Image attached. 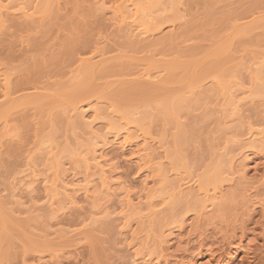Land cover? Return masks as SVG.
Wrapping results in <instances>:
<instances>
[{"label":"rangeland","instance_id":"1","mask_svg":"<svg viewBox=\"0 0 264 264\" xmlns=\"http://www.w3.org/2000/svg\"><path fill=\"white\" fill-rule=\"evenodd\" d=\"M94 1L95 0H56V3L55 2L53 3L54 7L52 6V10L53 8H55V10H53V12L51 11V13L47 14V16L43 15L41 18L37 15H34L31 18H21L20 16H18V13L17 14L14 13L13 15L6 16L8 18L4 17L5 23L3 20L4 24L0 26L1 27L0 28L1 30L0 31V75L3 74L11 75L8 77H10L9 79H11L14 82V83L12 82L14 84L13 85L14 88L13 86H10V89L13 90L14 93V95L12 94L13 95L12 99L16 98L17 100L19 99V97L21 98V96L25 97L27 95H35L37 93H42L44 91V93L46 94L49 92L46 95L47 97L49 95V98L51 97V99L55 100L56 99L55 96L54 98H52L54 94L53 95L51 94L54 92L50 90V87L52 88L53 85L57 87L56 85L57 83L63 85L64 88H67L68 85L70 87L72 86L74 87L75 85L78 86L79 82H80L79 85H81V83L83 82L82 78H84L83 74L85 75L86 72H84V68H83L84 63L80 62V60L84 61L85 59H88L91 55L93 56L97 55L98 50H101L99 51V53L100 52L103 53L101 57H98L99 59L96 58L98 62L101 63L99 65L98 62L96 63L98 65V70L95 71H98V73L95 72L94 74L92 72L95 75V76L93 75V77H91L92 76L91 73L90 75L88 74L87 75L90 76L89 78L91 79L93 78L92 79L93 81L98 76L102 77L106 75L107 79L105 80L107 83L104 82L105 81L104 79H101L104 81H99L100 83L96 81L97 79L95 80L98 84H101V82L103 84L104 82V86H107V84L111 82L112 84L115 83L117 87L121 84H123L124 87L125 86L129 87L130 84L132 87H134L136 81L147 82L146 78L139 79L140 75L138 73H140L142 69L146 70L147 66L148 68L150 66L151 69L150 73L155 74L154 71H157L155 67H157L158 65V69H160L161 66L163 67L164 65L163 63L167 62L165 61L167 59H169V63L173 62L174 60V61H178L179 65L183 64L182 66H184V64H187L188 62L190 63V61L191 64H193L192 61L194 60H196V63L197 64L199 63V65L204 64V62H206V60L204 59L207 58V59H212L214 61L213 63L215 64L223 62L222 64L223 67L221 66L220 68L221 70H224L223 73L219 69L220 73H222L221 75H223L224 72H226L225 76L226 74L229 73L227 76L228 78L231 77L229 80L236 77L235 79L238 80V82H240L239 83L240 85L238 84V88L240 87L247 88L250 91V93L253 92L254 94L255 92H257L258 89L255 87L257 86L256 84L258 82L257 81L253 82L254 78L252 76L255 75V69H256L255 67H257L254 65L255 61L257 62L256 57L257 59L264 58V26L258 27L257 25H255V22L257 23L258 21L259 24L262 20L264 21V0H216V1L189 0L190 2L189 1L186 2L185 3L186 5L184 4L183 5L184 7H182V9L177 10L178 12L175 13L172 12L174 15L177 13L176 15H178V17L175 15V19L173 21V27H171V29H170V25H171L170 23L172 22L174 15L169 14L167 11L166 12L167 15L165 14L166 17L163 16L165 12L163 13V15H161L160 13L161 16L160 17L158 13L156 15V23L161 29L160 33L152 34V36H149L145 40L141 39V42H139L140 39L138 40L132 39L133 41H131L135 44L138 43L140 45L141 44L146 45L145 44L146 41L147 44L148 42L155 43L157 41H160V43H162L163 42L162 39H165L168 35L169 37H167L165 40L169 39L170 42H168V40L164 41L162 46L157 44L158 45L157 47H155L156 46L155 44L154 48L152 49L151 47L153 46L149 48L148 47L145 48V46L143 45V48L145 49L141 48V50H138L140 48L138 47L136 51L134 50V48L132 49V47L131 48L129 47L135 44L131 43L130 40H128V38L125 35V30L123 29V27H117V28L116 26L114 27L113 23L111 22L112 20L110 18L111 17L110 14L108 15L107 14L108 12L104 13L105 11L102 12L99 6L95 5ZM104 2L106 3V6L107 5L110 6L107 0L106 1L104 0ZM169 12L171 13V11ZM168 14L170 16H168ZM171 15L173 18H171ZM157 17L158 18L160 17L159 18L160 20L158 19L157 21ZM212 17L214 18L215 22L212 21L213 20ZM253 26H255L256 28L258 27L257 30L252 28ZM222 27L223 29H221ZM244 27L246 29H244ZM234 28H236L235 29L236 32L237 29L238 31L239 29H241L240 31L242 32V34H240L241 32L239 31V34L237 32L236 34L237 36L235 37L233 34V32L235 33ZM252 29L254 32L252 31ZM218 30L221 32H219ZM246 30L247 31L251 30V32L248 33ZM212 32L213 34L211 36ZM231 33L233 34V36ZM216 35L218 37H213ZM233 37L234 39H232ZM170 38H173V40L171 41ZM217 40L221 41L222 44L220 42H216ZM229 40L231 41L230 44L231 49L230 48L227 49L230 50L231 54L228 53L229 50L228 52L221 51L222 49L223 50L226 49ZM242 41L246 43H242ZM128 43L129 44L131 43L132 45H129ZM217 44H221L222 47L219 46L221 50H219ZM223 45L226 47H224ZM230 45L228 46L230 47ZM212 46H215L214 50ZM216 47L220 52H223L224 54L222 53L221 55L220 53H218L217 49H215ZM129 49L134 50L135 52ZM211 49L213 50V52L216 50L217 52L216 54L221 55L220 58L221 62L218 61L220 55L213 56L211 55V52L209 53L210 55L208 54L209 51H212ZM190 50H192L191 53ZM192 52H194L193 54L195 53L199 54V56L195 54L196 58H194L193 57L194 55L192 56ZM206 54L209 56L207 57ZM226 54L228 55L230 54L236 57L232 56L231 57L232 59H230L229 56L226 57ZM188 55H190L192 58L190 57L191 58L190 61L187 62L186 60H189L186 59L189 58ZM202 55H204L205 58L204 56L202 57ZM212 56L213 58H210ZM223 56L226 58H224ZM262 56L263 58H261ZM126 58L131 63V66L133 64L131 69L125 68L127 67L126 65H130V63L126 60ZM130 58L131 59L135 58V59H133L132 62ZM198 59L200 61L204 60L203 63H201L202 61L198 62ZM161 60H163L164 62H162ZM185 61L186 63H183ZM78 62L80 63V65ZM208 62L210 61L208 60L207 63L205 64L206 65L212 64L211 63L212 61L210 63ZM109 63L111 65L120 67V69L122 66L125 65V67H123V69H121L120 71H123L124 68L126 71L124 70L123 72H120L118 71L119 69L117 67L115 69L118 70L115 71V69L112 68L113 66H111ZM104 64L106 66L110 65V67L108 68L104 67L105 70H103ZM138 64H140V66ZM174 64H178V63L175 62ZM206 65H201V66H206ZM228 66L234 69L235 72H232L233 75L230 73V71H228L227 73V70H229ZM227 67L228 69L225 70V68ZM99 68L100 69L103 68L102 71ZM110 68L111 70L114 69V72L110 71L109 70ZM99 70L101 71V73L99 72ZM216 72L218 71H215V73L212 72V74L210 73L209 75L211 76L209 79H208L209 76L208 75L205 78L206 80L200 81V83L201 82L204 83L206 81L205 84L201 83L200 85L199 83L197 85L198 87H201L202 85L203 86L206 85L204 87L202 86L201 89H199L200 91L197 90V92H199V94L201 95L200 97L199 95H197L198 98L195 95L198 102L196 98L192 95L195 99L193 101L195 105H193L192 102V105L190 104L188 108H186L187 106L182 107L185 110L180 108L181 113L179 110L177 113L178 119L177 117L176 119L177 121L179 120L178 124L180 123L179 125L180 126L182 125L181 129L182 128L184 129V131L181 130L182 131L181 133L182 135L184 134L183 137L184 140L186 141L185 143L186 145L184 144V147L186 146L185 147L186 150L183 149L185 156H183L182 154V158H181L182 163L181 162L180 163L183 166L184 170L185 169L189 170V171L187 170L188 172L187 171L183 172L184 174H182V176L185 179V180L183 179L184 183L188 182V184L186 183L187 185L185 186L183 185L184 187L182 188L185 189V190L183 189L184 195L179 194L180 197H178V199L179 198L180 199L179 200L176 199L178 200V202L175 200L176 202L174 201L172 204L170 203L167 204L169 206L163 204L165 206L164 207L158 200L156 199H155L156 201L154 200V203L156 204V205L154 204V206L155 209H157V211L161 208L160 211L162 212V210L165 209L166 206L168 209H170L171 206L173 207L172 210L170 209V212L168 209H167L168 211L167 210L163 211L164 212L162 213L163 215L160 214V211H158L159 212L158 215L164 216L166 215L165 213L168 214L169 212L170 216L172 217L173 215L171 214H173L172 212L174 211L175 215L184 216V218L182 216H180V218L179 217L177 218L176 216L175 218H177V220L175 219L176 221L171 222L174 220L173 219L175 216L174 215L172 218L173 220H170V223H168L170 225L172 223L174 224H172L171 226L167 225L170 228H167L166 225H163L164 228L166 227L165 230L167 229L166 232L164 228H161L158 224L157 225L159 227H157L155 225V222L153 221L151 224L154 223L153 224L155 225L154 227L157 228L155 229L153 225H151V228H147L146 225L150 222L149 221L150 219L148 217H145V213L143 214V211L141 213H138L137 211H133L134 213L133 212L131 213L130 211H128V213H126L125 215L126 217H124V219H121L119 215L121 214L120 211L121 209L119 207L120 203L118 201L122 199L123 190L120 193L121 190H119V188L118 189L115 188L116 186H114V189L112 191L110 188V191L112 193L110 195L108 191L106 194V191L102 189L100 190V186L98 184H96L95 182L92 183V185L96 184L93 185V187H95L96 189L95 188L91 189L92 191L96 192V193L93 192V195L95 197L94 199L96 200L97 197L98 198L100 197V199H97V202H100L99 204L100 206L97 205V208L102 207L100 210L102 209L104 210V211L102 210L103 214L99 213L96 216H94V221H96V219L98 218L96 222H92L88 219L90 215L89 211L90 210L92 211V206L90 204L93 205V203H91V200L89 201V199L87 200L82 196H79L78 198L75 199L77 200L75 201L77 202L76 204H78V205L75 204L74 205L75 207L73 205L70 206L68 204H66L65 206V199L62 196L60 198L59 197L56 198V199L59 198V200L58 202L55 201L56 203H54V205L52 204L53 206L49 205L50 201L46 200L44 195V190L42 185L40 184V181L46 177L47 178L53 177L54 160L51 157L54 156L55 153L56 155L58 154L59 156H61V158L59 159V156L57 155L58 159L60 160V161L58 160L60 164L62 165L61 162H63V164H67L63 167V169L65 170L64 172L68 173L69 176L70 174L71 175L76 174L77 175L76 178L80 179L81 176L85 173V165L84 163H79L81 161L79 159V156L77 155L79 153L77 151L81 150L80 146L84 147V144L82 145V143H84L87 138H85L86 136H84L82 133L84 131L82 130L80 131V129L79 130L73 129L75 130L73 131L70 126H67L69 125L67 124L69 120L66 119L67 116L64 115L65 114L63 113L64 111H61L66 106L59 107L57 104H55L59 108L57 106H53L54 108L49 109L52 110L51 111L52 114H50L51 112H49V110L45 108V106L42 109L40 105V108L42 109L41 110L40 108H38V106L34 107L33 105H29V104L19 108L16 111H12L11 115H9L6 118V123H3L4 125H1L2 122L0 123V134L2 135V132H4V136L6 135L5 137H3L4 139L2 138L3 139L1 141L2 144H0V199L3 200L5 204L7 203L6 204L7 207H5L3 212L1 213L3 224L0 225V229L2 230V236L0 238V264H133V262L134 264H154L156 262L158 264H175L174 262L175 260L186 262L187 260H189V258L191 259V263L193 262L192 264H223L220 263L219 260L220 258L221 260L224 258L226 261H228V259L230 261L231 258L232 264H264V149H261L259 148V146L257 147L256 145L254 146L253 144L252 145L248 144V146H246V148L238 156V157L241 156L240 158H243L245 155L248 156L247 157L248 159L246 161L248 163V164L246 163L248 178L251 177L252 180L254 176L255 177L254 179H256L255 182L253 180L248 184H240L241 186L239 185V183H237V181L236 183L234 182V184H232L233 182H227L229 184L226 185L225 183H223V185H220L219 187L216 188L217 190L219 189L220 191V192L218 191L219 194L216 189L214 190V192H216V194H218L219 196V197L217 196L218 197L217 201L215 200V205L219 207L215 206L216 211L212 213V216L211 214L201 215V216L199 215L200 217L198 215L195 216V212L197 210H200L201 207L199 208H194V207L201 206L200 204L203 203L202 198L200 196L201 193L200 192H199L200 194L196 193V191L193 190V188L196 189V186L199 187V185L201 184V180H199L201 179L200 176L203 177L205 172L206 174L210 173L209 172L210 168L214 167L215 164H216L215 167L211 168V170L213 169L215 170V168L216 170H221V171L224 170L226 171V169L228 170V165L227 164L225 165L226 163L225 156L223 157L218 155L222 154L227 156L228 154L227 157H229V155L232 154V152L230 154V150L234 147L232 144H235L237 139L239 140L241 138L240 136H242L243 139L245 138L247 133L246 129L250 128L251 130H253V132H256V130L257 131L264 130V102H263L264 94L262 98L261 92H260L261 96L260 93H258L259 97L257 98V100H255L256 99L255 98L250 103V105H246L245 107H243L244 114H242V117L238 119H234V121L231 120L227 122L228 124L226 122L224 123L222 122L221 120L222 117H220L221 115L217 113V111L215 110V103L213 104V102H210V100H212V98L210 99V96H212L214 98H217V100L215 101L218 103L220 92L219 89L216 88V85L214 86L215 83L214 79L219 78V77L216 78V75H214L216 74ZM187 76L185 78L188 81L190 79L189 76H191L190 73L189 76L188 77ZM166 77L167 76H165V78ZM211 77H213L214 79H212ZM159 79L160 76L158 80L156 79L154 80V82L156 81V83L158 84ZM186 79H184L185 82H187ZM210 79L214 80L213 83L211 82ZM235 79L232 80L236 81ZM252 82L255 84H252ZM184 83L183 85H185ZM15 84L17 85V87ZM112 84H110L109 86L111 91H114L115 90L114 88L117 87L116 86L114 87V85ZM126 84L129 85L127 86ZM111 85L114 88L113 87L111 88ZM183 85L182 84L180 85L181 88ZM253 85L255 86L254 89H256L255 92L254 89L252 91L250 89L252 88ZM104 86L102 85L101 88L103 89V92L102 89H100L101 93L99 95L106 100V98L110 96L109 95L110 90L108 89L109 88L108 86L107 88H105ZM172 86L174 87L175 84H173ZM176 86H175L176 88L174 89L178 88V85ZM48 89L49 91H47ZM168 89H172V87L170 88L169 86ZM107 92L109 94H107ZM0 93H2L1 86H0ZM104 93L107 94L106 98L104 96L105 95ZM0 96H1L0 106L4 104L3 106L5 108V106H7L5 104L6 101L2 95ZM206 96L210 100L204 98ZM49 98H47V100L51 101ZM92 98L86 100L88 101L91 100V102H93L94 97ZM104 99L101 100L103 101V103L100 102L99 106H94L95 104L94 103L92 104V107L99 108L101 106L103 109L106 106L105 104L111 105V102L107 100H106L107 103H104L105 102ZM108 100L110 99L108 98ZM55 101L56 103L58 102V100ZM144 101L145 104L143 103V105L145 107L143 106V108L141 107L142 106L141 101H139L140 103L136 101L132 102L133 104L138 103L139 106L141 104L140 107L137 104L136 106L137 108H135L134 105H131L133 106L132 110L137 109L138 111L136 110V112H138L137 115L139 117L147 116L145 117L146 119H148L147 122L149 121L148 122L149 125L147 127L150 128L148 130L151 131L149 133L150 134L152 133V136L151 135L150 136L154 140L158 141V137L159 139L160 138L165 139L167 143L164 141L166 143L164 150L166 149L167 150L166 152L164 151V154H166L168 150L171 151L173 149L172 138L175 132H177V130L174 129V127L171 124H166L167 122L164 119L165 117L162 116L163 114H161L160 112L161 110L156 105L152 104L159 109L158 110L159 112L156 110L157 108L149 105L151 103L148 102L149 103L148 104L146 100ZM101 103L104 104V106L100 105ZM261 104L263 105V107L261 106ZM112 105L114 106V104ZM190 106L192 107L191 109ZM44 108L48 111L45 112L46 110ZM55 108L58 109L59 112L58 110L56 111ZM139 109L142 112L140 113L141 116L139 114L140 112ZM209 109H211V111ZM212 110H214L215 112H213ZM60 111L62 113H60ZM107 112H109V109L107 110ZM103 115L102 117L105 116ZM50 118L52 119L50 120ZM163 121L166 123H163ZM118 122L120 121H117V123ZM121 123H119V126H121ZM249 124L253 128H251ZM246 125L247 126L249 125L248 128L246 127ZM103 126H106L104 122L98 121L95 125V128L97 131L99 130L101 133L104 130H105L104 133L108 132L109 127H106L107 128L106 129ZM159 134L160 135L164 134L165 137H162L163 135H161L160 137ZM45 136L48 137L51 136L50 139L52 138L51 142L53 143L50 142L51 144L49 146L50 148L51 146H54L51 148L50 151L51 153L49 154L46 153L48 150L45 152V149L47 147L43 148L39 144L41 143V141H44L41 140L42 137H43L42 139L44 138L45 140L47 139V137ZM167 137H169L168 140ZM38 140L41 141L38 142ZM233 141L234 143H232ZM209 144L212 148L208 146ZM78 146L80 148H78ZM131 148L134 147L132 146ZM40 150H42V152H40ZM130 150H125L124 152H122L119 151V149L114 146L111 149L107 150L106 154L108 153L107 156L108 158H110L108 164L112 168V172L116 170L111 175V177L113 178V176L115 175L114 176L115 181L123 182V183L125 182V184L129 185L130 190L134 195L133 197L136 198L137 196H140V194H142L141 182L143 181V179L148 178L147 181H149L150 177H152L153 174H151L152 172L149 173V170L147 171L148 165L146 164L144 165L142 164L140 166L138 165L139 163L134 160V158L132 157L133 154L131 153ZM151 150L153 154L160 152V150L158 151L156 144L152 146ZM212 150L214 151V154H210L213 153ZM215 158H217L218 160H220L221 158L223 159L217 162L216 161L217 159ZM158 161H160L159 163H162V161L165 162V159L161 158ZM220 162L222 163V165ZM209 165H211V167L208 169ZM220 165H221L220 167L221 169H219ZM223 165H225V168ZM216 166L218 167V169ZM67 170L68 172H66ZM30 171H32L36 175V178L38 179L37 182L33 184L34 186L32 185V187H28L29 178L27 179V177L25 176L28 175V172ZM202 172H204L203 175ZM148 173L150 174V177ZM155 175L153 176L154 179H155ZM184 175L188 176L187 179L186 176ZM24 178L26 181H24ZM76 178L74 179L78 181V179ZM180 182L183 181L181 180ZM251 183L254 184L251 185ZM233 185L235 191L234 188H232ZM238 185L240 188L237 187ZM111 187L113 188V186ZM187 187L188 189H186ZM28 188H31L33 190L30 191V189ZM168 188L169 187H167V189ZM154 189L156 190L158 188L156 187ZM12 190L14 192H18L17 193L18 197L14 200L12 198H8ZM188 190L189 192H187ZM196 190L198 192L199 188H197ZM245 190H248V192ZM168 191L169 194L174 193L170 188L168 189ZM210 192L212 193L213 190ZM185 193L186 195L190 193V195L186 196ZM193 193H196L194 194L196 198L194 197ZM238 193L242 194V196L240 194L238 196ZM197 194L199 199L197 198ZM119 195H121V197ZM244 195H249V197ZM245 198L247 199L245 200ZM248 198L249 201L251 202H255V203L260 202V204H263L262 208L259 206L260 204L259 205L256 204L255 206H251L250 208ZM193 199L194 200L198 199L197 201L200 202L202 201V202L198 205V202L195 203ZM12 201L14 202L12 203ZM244 201L247 202L244 203ZM8 202L10 203L8 204ZM15 202L17 203L21 202L20 204L23 205L17 204ZM219 202L220 203L222 202L221 205L222 204L225 205L226 208L223 205L221 206L222 207L221 208ZM190 203H194V204H190ZM160 204L163 207V209L160 206ZM116 206H118L119 208ZM10 207L11 208L14 207V211H15L14 215H12L11 217L9 211ZM27 207L29 208V210ZM106 209L108 210L109 213H111V215L109 216L111 218H107L109 214H106L108 213ZM192 209L195 211L194 213L192 212L193 211ZM179 212L182 213L179 214ZM141 215H143L145 218H148L145 219V221L148 220L147 221L148 223L147 222L145 223L143 218H141ZM137 217L140 219L138 220ZM141 219L145 224L141 222L142 221ZM178 219L179 221L182 220L184 224H182V221H180L181 223H179ZM183 219L186 221H184ZM157 220L158 218L155 220L156 223ZM141 223L143 226H146V228L141 226ZM179 224L181 225L180 230L176 229L178 228L177 226H180ZM148 226L150 227V223ZM152 227L154 228V230L152 229ZM158 228L164 230L166 240L163 238L164 234L160 235L163 236H162V240L161 239L159 240V238L161 237H157V236H159L161 229ZM149 229H151L153 233ZM168 230H171L173 232L172 236L169 237L167 236V234L169 235ZM241 236H243V238ZM175 237H180V238H176L179 240L181 239L180 245H178L177 242L174 240ZM237 237L241 238L243 244L246 243V241H248V238L253 240L252 242H250V246L252 245L250 249V256L248 257H246V255L244 256V253H242L240 249L238 250L233 249L235 248V245L233 246L234 243L233 242L231 243V240L235 241L238 239ZM252 237H254V239ZM169 239H173V240L167 242V240L169 241ZM163 240L164 242L166 241V243H163ZM227 250L228 252L229 250H231L230 252L232 253V255L229 256L230 258L225 257L227 256L226 254ZM234 251L236 254L234 253Z\"/></svg>","mask_w":264,"mask_h":264},{"label":"bare ground","instance_id":"2","mask_svg":"<svg viewBox=\"0 0 264 264\" xmlns=\"http://www.w3.org/2000/svg\"><path fill=\"white\" fill-rule=\"evenodd\" d=\"M106 1V0H105ZM189 0H107V2H108V4H110V6H106V3L104 2V0H95L94 1V3H95V5H97V6H99V8L102 10V12L103 11H105L104 13H106V12H108L107 14L109 15L110 14V18H111V22L113 23V26L115 27L116 26V28L117 27H123V29L125 30V35H126V37L128 38V40H130V42L131 41H133L134 39H140V41L139 42H141V39L142 40H145L146 38H148L149 36H152V34H156V33H160V31H161V29H160V27L157 25V23H156V15L158 14L159 16H160V13H161V15H163V13H164V17H166V12L168 11V13L169 14H172V15H174L172 12H178L177 10H180V9H182V7H184L183 5L186 3V2H188ZM216 1V0H215ZM56 3V0H0V26L1 25H3L4 23H5V20H4V17H6V16H8V15H13L14 13H18V16H20L21 18H31L32 16H34V15H37V16H39L40 18L43 16V15H46L47 16V14H49V13H51V11L53 12V10H55V8H53V10H52V6L54 5L53 3ZM190 2V1H189ZM188 4V3H187ZM186 5V4H185ZM97 6H96V8H97ZM54 7V6H53ZM181 7V8H180ZM99 9V10H100ZM169 11H171V13L169 12ZM187 12V11H186ZM212 12V11H211ZM54 14V13H53ZM52 14V15H53ZM166 14V15H165ZM168 14V16H170ZM177 14V13H176ZM175 14V15H176ZM106 15V14H105ZM172 15H171V18H173L172 17ZM175 15H174V18H173V20H172V22L170 23L171 25H170V29H171V27H173V21H174V19H175ZM181 15V14H180ZM167 16V17H168ZM177 17H178V15H176ZM215 16V15H214ZM213 16V17H214ZM161 17V16H160ZM159 17V18H160ZM186 17V16H185ZM212 17V21H214V18ZM222 17H223V15H222ZM6 18H8V17H6ZM5 18V19H6ZM34 18V17H33ZM158 17H157V21H158V19H159ZM164 19V18H163ZM181 19V18H180ZM184 19V18H183ZM186 19V18H185ZM3 20H4V23H3ZM160 20V19H159ZM261 20V19H260ZM218 21V20H217ZM236 21V20H235ZM162 22H164V21H162ZM215 22V21H214ZM255 22V21H254ZM260 22V21H259ZM261 22H263V23H261ZM259 24H258V21H257V23L255 22V25H257L258 27L260 26V27H263L264 26V21L262 20ZM252 24H253V22H252ZM167 25V24H166ZM262 25V26H261ZM161 26H163V25H161ZM220 26H221V24H220ZM251 26V25H250ZM168 27V26H167ZM247 27V26H246ZM257 27V28H258ZM1 28V27H0ZM174 28H175V26H174ZM173 28V29H174ZM218 28V27H217ZM237 28V27H236ZM236 28H234V30L236 29ZM249 28V27H248ZM252 28H254V29H256L257 30V28L255 27V26H253ZM219 29H220V27H219ZM221 29H223V27L221 28ZM244 29H246L245 27H244ZM241 29H239V31H240ZM1 31V30H0ZM219 31V30H218ZM239 31H238V29H237V32H238V34H239ZM242 31H243V29H242ZM247 31V30H246ZM245 31V32H246ZM252 31H253V29H252ZM219 32H221V31H219ZM237 32H236V30H235V33L233 32V34H234V36L236 37L237 35ZM241 32V31H240ZM248 33L249 32H251V30H248L247 31ZM246 32V33H247ZM254 32V31H253ZM212 34H213V32L211 33V36H212ZM216 34V33H215ZM222 34V33H221ZM226 34V33H225ZM232 34V33H231ZM233 34H232V36H233ZM240 34H242V32L240 33ZM244 34V33H243ZM124 35V36H125ZM220 35V34H219ZM231 36V35H230ZM239 36V35H238ZM242 36V35H241ZM163 37V36H162ZM167 37H169L168 35H167ZM166 37V38H167ZM213 37H218L217 35L216 36H213ZM220 37V36H219ZM243 37V36H242ZM252 37V36H251ZM108 38V37H107ZM165 38V39H166ZM211 38V37H210ZM227 38H228V36H227ZM133 39V40H132ZM162 39V38H161ZM165 39H162L163 40V42L162 43H160V41H157V42H159V43H157V42H155V43H149L148 42V44L145 42V44L146 45H144V44H138V46H137V44H135V43H133V42H131V43H133V44H135V45H132L131 43L129 44V45H132V46H129L130 48L132 47V49L134 48V50L136 51V49H138V47H140L138 50H141V48H143V45L145 46V48L146 47H151V46H153V47H151V49L152 48H154V45L156 44V46L155 47H157L158 45H161L162 46V44L164 43V41H167L168 40V42H170V40L169 39H167V40H165ZM171 39V41L173 40V38H170ZM215 39V38H214ZM232 39H234V37L232 38ZM237 39V38H236ZM252 39V38H251ZM250 39V40H251ZM158 40V39H157ZM160 40V39H159ZM216 40V39H215ZM255 40V39H254ZM245 41H246V39H245ZM249 41V40H248ZM252 41V40H251ZM250 41V42H251ZM154 42V41H153ZM214 42V41H213ZM216 42H220L221 44H222V42L221 41H216ZM215 42V43H216ZM224 42V41H223ZM71 43V42H70ZM174 43V42H173ZM214 43V44H215ZM227 43V42H226ZM242 43H246V42H243L242 41ZM158 44V45H157ZM171 44V43H170ZM169 44V45H170ZM181 44V43H180ZM221 44H217L218 46V48H219V50H221V48L220 47H222L221 46ZM231 44V41L229 40V43H228V45H230ZM235 44V43H234ZM248 44V43H247ZM251 44V43H250ZM213 45V44H212ZM227 45V47L226 46H224V47H226V49L225 50H221V51H223V52H228V50L229 49H227V48H230L231 49V45H230V47ZM243 45H245V44H243ZM75 46V45H74ZM106 46V45H105ZM142 46V47H141ZM200 46H202V45H200ZM220 46V47H219ZM242 46V45H241ZM246 46H248V45H246ZM125 47V46H124ZM160 47V46H159ZM177 47V46H176ZM198 47V46H197ZM205 47V46H204ZM207 47V46H206ZM213 47V50H214V47L215 46H212ZM217 47L215 48V49H217ZM76 48V47H75ZM145 48H143V49H145ZM210 48V47H209ZM236 48H237V45H236ZM95 49V48H94ZM98 49V48H97ZM100 49V48H99ZM197 49V48H196ZM235 49V48H234ZM129 50H131V49H129ZM128 50V51H129ZM134 50H131V51H134ZM198 50H199V48H198ZM210 50V49H209ZM212 50V49H211ZM213 50L212 51H209L208 52V50H207V52H208V54L211 52V55H222V53L223 52H220L218 49H217V51H218V53H220V54H216L217 52H216V50L213 52ZM99 51H101V50H98L97 51V55H95V56H93V55H91L88 59H85L84 61H81L80 60V62H82V63H84L83 65V68H84V72H86L85 73V75L83 74V77L84 78H82L83 80V82L81 83V85H79L80 84V82H79V84H78V86H72V87H70L69 85V87L67 86V88H64L63 87V85H60V83H57L56 85H57V87L55 86V85H53L52 86V88L54 89H52L51 87H50V90H52L54 93H52L51 95H53V97L52 98H54V96L56 97V99L55 100H58V102L56 103V101L54 100V99H51V97L49 98V95H48V97L46 96L47 94L46 93H44V91L42 92V93H37V94H35V95H27V96H25V97H22L21 96V98L19 97V99H17L16 100V98H14V99H12V96L14 95V93H13V90H11L10 89V86H13L14 84V82L11 80V79H9L10 77H8V76H11V75H9V74H3V75H0V86L2 87V93H0V95H2L3 97H4V99H5V101L7 102H5V104L7 105V106H5V108H4V104L3 105H1L0 106V123L2 122V124L1 125H4L3 123H6V118L9 116V115H11V112L12 111H16V110H18L19 108H21V107H23V106H25V105H33L34 107L35 106H38V108H40V105H41V107H42V109H43V107L45 106V108H47L48 110L49 109H52V108H54L53 106H61V107H63V106H66V107H64L61 111H64L63 113H65L64 115H66L65 117H66V119H68L69 120V122L67 123V124H69V125H67V126H70L71 128H72V130L73 129H77V130H79L80 129V131L82 130V131H84V132H82L83 133V135L84 136H86L85 138H87L86 140H85V142L84 143H82V145L84 144V147L83 146H78V148H80L81 150H79V151H77V152H79L77 155L79 156V159H80V161L81 162H79V163H84V165H85V173L81 176V178L79 179V178H76L77 177V175L75 174H73V175H71L70 174V176H69V174L68 173H65L64 171V169H63V167L65 166V165H67V164H63V162H61L62 163V165L60 164V158H61V156H59L58 154V156H59V159H58V157H57V155H56V153L54 154V156H52L51 158L54 160L53 162H54V164H55V166H54V164H53V177L52 178H43L41 181H40V184L42 185V187H43V190H44V195H45V198H46V200H48V201H50V204L49 205H54V203H56V202H58V200H59V198L62 196V197H64V199H65V206H66V204H68V205H75L77 202H75V201H77V200H75L76 198H78L79 196H82L83 198H85V199H89V201L91 200V203H93V205L92 204H90L91 206H92V211L90 210H88L90 213V215H89V217H88V219L90 220V221H92V222H96L97 221V219H96V221H94V216H96L97 214H99V213H102L103 211L102 210H100L101 208L100 207H98L97 208V205H99L100 204V202H97V199H100V197L98 198L97 197V199L95 200L94 198V195H93V192L94 193H96L95 191H92L91 189L93 188H95V187H93V185H96V184H98L99 186H100V190L102 189V190H104V191H106V194H107V191L110 193V195L112 194L111 193V191L114 189V186H116L115 188H119V190H121L120 191V193L122 192V190H123V192H122V199L120 200V201H118L119 203V207H120V211H121V214H119L120 215V218L121 219H124V217H126L125 215H126V213H128V211H130L131 213L133 212V211H137L138 213H141L142 211H143V214L145 213V217H148L150 220V227L148 226L149 225V223L147 222V221H145V219H148V218H145L143 215H141V218H143V220L145 221V223L147 222L148 224L146 225L147 226V228H151V225H153V224H151L152 223V221L153 222H155V225L157 226V227H161V228H164V226L163 225H166V227L167 228H170V227H168L170 224H168V223H170V220H173V221H171V222H174V221H176L177 220V218L179 217L180 218V216H182V215H175L174 213V211L172 212L173 214H171V215H175L174 216V218H173V216L171 217L170 216V214H169V212H170V209L172 210V206L170 207V209H168L167 208V206H169V205H167V204H172L176 199H178V197H180L179 196V194H183V192H184V188H182V187H184L185 185H187L188 184V182H186V183H184V177L182 176V174H184L183 172H186L187 170L185 169L184 170V168H183V166L181 165V158H182V154H183V156H185V154H184V152H183V149H185V147H184V144L186 143V141L184 140V137H183V135H182V131L181 130H183L184 131V129L182 128L181 129V127H182V125L180 126L179 124H178V122H179V120L177 121V119H178V117H177V113H178V110L180 111V108H182V107H185V106H187L186 108H188V106L191 104L192 105V102L195 100L194 99V97H195V95L197 96V95H199V97L201 96L200 94H199V92H197V90L198 91H200L199 89H201V87L203 86H201V87H198L197 85L200 83V81H204V80H206L205 78L211 73L212 74V72H214L215 73V71H218L219 73H220V71L223 73V71L224 70H221L220 68H221V66L223 67V62L222 63H217V64H215V63H213L214 61L212 60V59H207V58H205V56L204 55H202V57L204 56V60H206V62H204V64H201V63H203V61L204 60H199L198 59V62H201L200 64L201 65H206L205 63H207V61L209 60L212 64H208V65H206V66H201V65H199V63L197 64L196 63V60H194L195 61V63H194V61H192V63L193 64H191V61H190V59L192 58L190 55H188V57L189 58H186V59H189V60H186L187 62L188 61H190V63L188 62L187 64H184V66H182L183 64H182V62H181V64L182 65H179V62L178 61H174L173 60V62L175 63H178V64H174L173 62H171V63H169V59H167V60H165V61H167V62H164L163 60H161L162 62H164L163 64V67L161 66V68L160 69H158V65H157V67H155V69H157V71H154L155 72V74H152V73H150V71H151V69H150V66H149V68H148V66L146 67V70H141L140 71V73H138L139 75H140V77H139V79L140 78H146L147 79V82H144V81H141V82H144V83H141L140 81L138 82V81H136V84L134 85V87H132L131 86V84H130V86L129 87H124V85L123 84H121L120 82V84L121 85H119L118 87L116 86V84L114 83V84H112L111 82H109V84H107V86L109 87L108 89L110 90V94L107 92V94H109L110 96H108L107 98H106V96H107V94L106 93H104L105 95V98H106V100L107 101H109V102H111V105L110 104H105L106 106L102 109V107L100 106L99 108H93L92 107V104H97V105H95L94 104V106H99V103L100 102H102L103 103V101H101V100H103L104 98H102V96H100L99 94L101 93L100 91V89H102L101 87H102V85L104 86V82H106V80L105 79H107V77H106V75H104V76H102V74H101V76L102 77H96V81H98V83H100L99 81H104L103 82V84H102V82H101V84H98L95 80V82L91 79V78H89L90 76H88V75H90V73H91V77H93V75L95 74V72L96 73H98V71H95V70H98V65L99 64H101V63H99L98 62V60L96 59V58H98V57H101L102 56V52H100L99 53ZM134 51V52H135ZM176 51H177V49H176ZM191 51L192 50H190V53H191ZM193 51H194V49H193ZM197 51V50H196ZM195 51V52H196ZM232 51V50H231ZM239 51V50H238ZM133 52V53H134ZM151 52V51H150ZM173 52V51H172ZM202 52V51H201ZM206 52V51H205ZM234 52V51H233ZM242 52V51H241ZM194 52H192V56L194 57V58H196L195 57V54H197V53H195V54H193ZM215 53V54H214ZM228 53H230V50H229V52ZM94 54H96V53H94ZM100 54V55H99ZM172 54V53H171ZM187 54H189V53H187ZM205 54V53H204ZM224 54V53H223ZM231 54V53H230ZM228 55V54H226V57L227 56H229L230 57V59H232L231 57L233 56V55ZM236 54V53H235ZM165 55H166V53H165ZM183 55H185V54H183ZM198 56H199V54H197ZM196 55V56H197ZM201 55V54H200ZM210 55V54H209ZM209 55H207L206 54V56L208 57ZM221 55H220V57L218 58V61H220L221 62V60H220V58H221ZM175 56V55H174ZM187 56V55H186ZM213 56L212 57H210V58H213ZM225 56V55H224ZM223 56V57H224ZM254 56V55H253ZM71 57V56H70ZM125 57V56H124ZM127 57V56H126ZM164 57V56H163ZM191 57V58H190ZM201 57V58H202ZM223 57H222V60H223ZM226 57H224V58H226ZM233 57H236V56H233ZM198 58V57H197ZM261 58H263V56L261 57ZM99 59V58H98ZM131 59V58H130ZM133 59H135V58H133ZM133 59H131V61L133 62ZM229 59V58H228ZM228 59H225V60H228ZM254 59V58H253ZM83 60V59H82ZM125 60V59H124ZM126 60H127V58H126ZM238 60V59H237ZM256 60H257V62L255 61V63H254V65L255 66H257V67H255L256 69H255V75L254 76H252L251 78L253 79V82H258L256 85L258 86H252V88H250L251 89V91L254 89V87L255 88H257L258 90H257V92H255V90L256 89H254V92H255V94L252 92V93H250V91L247 89V88H238V84L240 83V82H238V80H236L235 78H232V79H235L236 81H234V80H229L230 78H228L227 76H228V71H230V73L232 74V72H235L234 71V69H232V67L230 68L229 66V70H227V73L228 74H226V76H225V73L226 72H224V76L223 75H221L222 73H218V72H216V74H214V75H216V78H218V79H214L213 77H211L212 79H214L215 80V83H214V86L216 85V88H218L219 89V98H218V103L215 101V100H217V98H214V97H212V96H210V99L212 98V100H210V99H208L207 98V96L206 97H204V98H206V99H208V100H210V102H213V104L215 103V110L217 111V113H219L221 116L220 117H222L221 118V120H222V122L224 123V122H229V121H231V120H233L234 121V119H238V118H240V117H242V114H244L243 113V111H244V109H243V107H245L246 105H250V103L255 99V100H257V98L259 97V95H258V93H262V98H263V94H264V58L263 59H257V57H256ZM100 61H101V59H100ZM105 61V60H104ZM107 61V60H106ZM128 62H129V60H127ZM160 61V62H161ZM170 61H172V60H170ZM186 61L185 62H183V63H186ZM216 61H217V59H216ZM236 61V60H235ZM98 62V65L96 64ZM102 62H103V59H102ZM210 62H208V63H210ZM229 62H230V60H229ZM79 63V62H78ZM104 63H107V62H104ZM130 63V62H129ZM165 63H166V65H165ZM110 64V63H109ZM109 64H107V65H109ZM154 64H155V61H154ZM214 64V65H213ZM225 64V63H224ZM79 65H80V63H79ZM111 65V64H110ZM110 65L109 66H106L105 64H104V66L103 65H100V66H103V68L104 67H106V68H108V67H110ZM139 66H140V64H138ZM160 65H162V64H160ZM159 65V66H160ZM228 65V64H227ZM99 66V67H100ZM111 66H113L112 68H116L117 66H114V65H111ZM127 67H125V65L124 66H122L121 67V69H123V67H125V68H128V69H131L132 68V66H133V64H132V66H131V63H130V65H126ZM129 66V67H128ZM247 66H248V64H247ZM142 67V66H141ZM152 67V66H151ZM224 67H226V66H224ZM228 67L227 68H225V70L226 69H228ZM233 67H235V66H233ZM253 67V66H252ZM74 68V67H73ZM102 68V69H103ZM118 69H115V71H120L121 69H120V67H117ZM125 68H124V70H125ZM12 69V68H11ZM55 69V68H54ZM100 69V68H99ZM102 69H100L101 71H102ZM114 69H112L111 70V68L109 69L110 71H113L114 72ZM127 69V70H128ZM145 69V68H144ZM152 69H154V68H152ZM219 69H220V71H219ZM224 69V68H223ZM233 70V71H231V70ZM14 70V69H13ZM46 70V69H45ZM99 70V72L101 73V71ZM103 70H105V68L103 69ZM108 70V69H107ZM106 70V71H107ZM123 70V71H124ZM240 70V69H239ZM10 71V70H9ZM123 71H120V72H123ZM126 71V70H125ZM16 72V71H15ZM55 72V71H54ZM58 72V71H57ZM94 74H93V73ZM104 72V71H103ZM82 73V72H81ZM189 73H190V75L191 76H189ZM239 73V72H238ZM58 74V73H57ZM88 74V75H87ZM165 74V75H164ZM187 74H188V76L190 77V79L187 81V79L185 78L186 76H187ZM217 74H218V76H217ZM235 74V73H234ZM237 74V73H236ZM40 75V74H39ZM98 75H100V74H98ZM138 75V76H139ZM219 75H221V76H219ZM233 75V74H232ZM232 75H230V76H232ZM52 76V75H51ZM95 76V75H94ZM159 76H160V79H159V83L157 84L156 83V81L154 82V80H158V78H159ZM162 76V77H161ZM165 76H167L166 78H165ZM187 76V77H188ZM210 76L211 75H209L208 76V79L210 78ZM235 76H237V75H235ZM106 77V78H105ZM226 77V78H225ZM100 80H99V79ZM138 78V77H137ZM101 79H104V80H101ZM117 79V78H116ZM184 79H186V81L187 82H185L184 81ZM207 79V80H208ZM227 79H228V81H227ZM256 79V80H255ZM11 80V81H10ZM142 80V79H141ZM211 80V79H210ZM209 80V81H210ZM214 80H211V82L213 83V81ZM255 80V81H254ZM33 81V80H32ZM108 81V80H107ZM135 81V80H134ZM250 81V80H249ZM13 82V83H12ZM123 82V81H122ZM185 82V83H184ZM206 82V81H205ZM205 82L203 83V82H201V83H203V84H205ZM252 82V84H255V83H253ZM75 83V82H74ZM107 83V82H106ZM106 83H105V85H106ZM132 83V82H131ZM154 83H155V85H154ZM183 83L185 84V85H183ZM201 83H200V85H201ZM63 84V83H62ZM72 84V83H71ZM110 84H112V85H114V87L116 86L117 88H114L112 85H111V88L113 87L115 90L114 91H111V89H110ZM133 84H134V82H133ZM170 84H175V86L176 85H178V88L177 89H174V88H176L175 86L173 87L172 85H170ZM183 85L182 86V88H181V86L180 85ZM16 85V84H15ZM59 85V86H58ZM118 85V84H117ZM127 86L129 85V84H126ZM240 85V84H239ZM55 86V87H54ZM107 86H104L105 88H107ZM169 86H170V88L172 87V89H168L169 88ZM204 86H206V85H204ZM203 86V87H204ZM16 87H17V85H16ZM20 87V86H19ZM168 87V88H167ZM243 87V86H242ZM13 88H14V86H13ZM69 88H71V89H69ZM160 88V89H159ZM202 89H204V88H202ZM169 90V91H168ZM172 90V91H171ZM12 91V92H11ZM47 91H49V89L47 90ZM202 91V90H201ZM204 91V90H203ZM15 92H17V91H15ZM41 92V91H40ZM102 92H103V89H102ZM249 92V93H248ZM202 93H204V92H202ZM261 93H260V96H261ZM13 94V95H12ZM102 95V94H101ZM194 97H193V96ZM10 96H11V98H10ZM214 96H216V95H214ZM1 97V96H0ZM2 97V98H3ZM92 97H94V100H93V102H91V100L90 101H88L90 98H92ZM47 98H49L51 101H49V100H47ZM108 98L111 100V98H112V100L110 101V100H108ZM196 98V97H195ZM197 98H198V96H197ZM197 98H196V100H197ZM261 98V97H260ZM86 99H88V100H86ZM93 99V98H92ZM200 99H202V98H200ZM52 100H53V102H52ZM83 100H86V101H83ZM105 100V99H104ZM105 100V102L104 103H107V101ZM144 100H146V102L148 103H151V104H149V105H151V106H153V107H155V108H159L161 111V114H163L162 116H164L163 118L165 119V121L167 122H164L163 121V123H166V124H171L173 127H174V129H176L177 130V132H175V134H174V136H173V138H172V147H173V149L170 151V150H168V152L166 153V154H164V151L166 152V150H164V147H165V144L167 143L166 141H165V139L164 138H160L159 139V137H158V141L157 140H154L151 136H152V133L150 134L149 132H151L150 130H148V129H150L149 127H147L149 124H148V122H147V120L148 119H146L145 117H147V116H142V117H139L138 115H137V113L138 112H136V110L137 109H134V110H132L133 109V106H131V105H134V107L135 108H137L136 106H137V104H133L132 102H134V101H136V102H139V101H141V104H142V106H141V104H140V106L143 108V103L145 104V101ZM204 100V99H203ZM142 101H144V102H142ZM205 101V100H204ZM215 101V102H214ZM259 101V100H258ZM263 101V100H262ZM112 102H114V103H112ZM197 102H198V100H197ZM206 102V101H205ZM209 102V101H208ZM209 102V103H210ZM260 102H261V100H260ZM264 102V101H263ZM100 104V105H102V106H104V104ZM140 103V102H139ZM146 103V104H147ZM195 103H196V101H195ZM207 103V102H206ZM54 104V105H53ZM55 104H57V105H55ZM112 104H114V106L112 105ZM152 104H154V105H156V106H154V105H152ZM208 104V103H207ZM148 105V106H149ZM193 105H195L194 104V102H193ZM57 106V107H58ZM138 106H139V104H138ZM139 106V107H140ZM261 106L263 107V105L261 104ZM58 107V108H59ZM132 107V108H131ZM145 107V106H144ZM44 108V109H45ZM131 108V109H130ZM156 109L157 111L159 110V109ZM192 107L190 106V109H191ZM41 109V108H40ZM41 109V110H42ZM109 109V112H107V110ZM141 109V108H140ZM139 109V114L140 113H142L141 112V110ZM183 109V108H182ZM46 110V109H45ZM45 110H43V111H45ZM48 110H46L45 112H47ZM55 110L57 111L58 109H56L55 108ZM183 110H185V109H183ZM188 110V109H187ZM210 111H211V109H209ZM260 110V109H259ZM52 110H49V112H51ZM60 111V113H62ZM138 111V110H137ZM213 112H215L214 110H212ZM261 111V110H260ZM58 112H59V110H58ZM57 112V113H58ZM159 112V111H158ZM54 113V112H53ZM180 113H181V111H180ZM44 114V113H43ZM50 114H52V112L50 113ZM105 116H104V115ZM27 115V114H26ZM63 115V116H64ZM102 115L104 116V117H102ZM205 115V114H204ZM207 115V114H206ZM50 116H52V115H50ZM53 116H54V114H53ZM136 116H138V117H136ZM140 116H141V114H140ZM179 116V115H178ZM176 117H177V119H176ZM180 117V116H179ZM149 118V117H148ZM200 118V117H199ZM203 118V117H202ZM52 118H50V120H51ZM151 119V118H150ZM162 119V118H161ZM25 120V119H24ZM115 120H116V122H115ZM98 121H103L104 122V124L106 125V126H103V127H109L108 128V132H106V133H104L105 132V130L101 133L99 130L97 131L96 130V128H95V125H96V123L98 122ZM117 121H120V122H118L117 123ZM122 122V123H121ZM242 122V121H241ZM119 123H121V126H119ZM150 123H151V120H150ZM165 124V125H166ZM228 124V123H227ZM152 125V124H151ZM170 125V126H171ZM241 125H243V124H241ZM250 125V124H249ZM248 125V126H249ZM26 126V125H25ZM24 126V127H25ZM119 126V127H118ZM245 126V125H244ZM248 126L246 125V127L248 128ZM3 127V126H2ZM167 127V126H166ZM220 127V126H219ZM250 127L251 128H253L251 125H250ZM263 127V126H262ZM104 128V129H105ZM223 128V127H222ZM229 128V127H228ZM236 128V127H235ZM100 129H102V128H100ZM107 129V128H106ZM246 129V128H245ZM76 130V131H77ZM160 130V129H159ZM262 130V129H261ZM4 131V130H3ZM73 131H75V130H73ZM102 131V130H101ZM107 131V130H106ZM171 131V130H170ZM246 131H247V133H246V136H245V138L243 139L242 138V136H240L241 138L238 140L237 139V141L235 142V144H232V143H234V141L231 143L234 147L232 148V145H231V148L233 149H231L230 150V154H231V152H232V154L231 155H229V157H227L228 156V154H227V156L226 155H218V156H225V165L227 164L228 165V170L226 169V171L224 170V171H221V170H216V168H215V170L213 169V170H211V168H214L215 167V165H214V167H211V165H209L208 166V169L210 168V170H209V172L210 173H207L206 174V172H205V174H204V176L202 177V176H200V178L201 179H199V180H201V184L199 185V187L198 186H196V189L197 188H199V191L197 192V190L196 189H194L193 188V190H195L196 191V193H199L200 194V196H201V198H202V201H203V203L202 204H200L201 202L200 201H197L198 199H199V197H198V194H197V198L198 199H196V200H194L195 198H196V196L194 195V194H196V193H193V195H194V202L196 203V202H198V205L200 204L201 206H198V207H194V208H199V207H201V209L200 210H197L196 212L193 210L192 212L194 213L195 212V216H201V215H207V214H211V216H212V213L213 212H215L216 211V209H215V200L217 201V199H218V194H219V189L217 190L216 188L217 187H219L220 185H223V183H225V185L226 184H229V183H227V182H233L232 184H234V182L236 183V181H237V183H239V185L240 184H248V183H250V182H252L253 180H254V182H255V180L256 179H254L255 177L253 176V178H252V180H251V177H249L248 178V173H247V155H245L243 158H240V157H238L241 153H242V151L246 148V146H248V144H253L254 146L256 145L257 147L259 146V148H261V149H264V130L263 131H257L256 130V132H253V130H251L250 128H248V129H246ZM22 132V131H21ZM222 132V131H221ZM75 133V132H74ZM77 133H79V132H77ZM162 133V132H161ZM37 134V133H36ZM243 134V133H242ZM51 135V134H50ZM109 135H111V136H109ZM151 135V136H150ZM160 135V134H159ZM161 135H163L162 137H165L164 136V134H161ZM161 135H160V137H161ZM170 135V134H169ZM6 136V135H5ZM4 136V132H2V135L0 134V144H2L1 143V141L4 139L3 137H5ZM52 136V135H51ZM50 136V137H51ZM230 136V135H229ZM45 137H47V139L45 140V138L44 139H42L41 138V140H44V141H41V140H38V142L39 141H41V143H39L40 145H41V147H43V148H46L45 149V152L47 153V154H49V153H51L50 151H51V148L52 147H54V146H51V148H50V144L51 143H53V142H51V139H50V137H48V136H45ZM109 137H110V139H109ZM155 137V136H154ZM226 137V136H225ZM236 137V136H235ZM3 138V139H2ZM168 138L169 137H167V140H168ZM170 138V139H171ZM232 139H234V138H232ZM236 139V138H235ZM76 140V139H75ZM80 140V139H79ZM163 141V142H162ZM166 143H165V142ZM185 141V142H184ZM51 142V143H50ZM212 142V141H211ZM80 143V142H79ZM78 143V144H79ZM215 143V142H214ZM36 144H37V142H36ZM39 144H38V146H39ZM154 144H156L157 145V149H158V151L160 150V152H157V153H154L153 154V152H152V150H151V148H152V146H154ZM170 144V143H169ZM211 144V143H210ZM210 144L208 145V146H210ZM217 144V143H216ZM80 145V144H79ZM186 145V144H185ZM230 145V144H229ZM117 147L118 149H119V151H122V152H124L125 150H130L131 151V153L133 154V158H134V160L136 161V162H138L139 164V166L140 165H144V164H146V165H148V169H147V171L149 170V173H151V174H153V176L155 175V179L153 178V176L152 177H150V174H149V177H150V179H149V181H147V179H143V181L141 182V186H142V188H141V190H142V194H140V196H137L136 198L135 197H133L134 195L132 194V191L130 190V187H129V185H127V184H125V182L123 183V182H118V181H115L114 180V176H113V178L111 177V175L116 171H114V172H112V168L109 166V164H108V162L110 161V158H108V156H107V154H106V151L107 150H109V149H111L112 147ZM134 147V148H131V147ZM212 146H214V145H212ZM211 147V146H210ZM230 147V146H229ZM42 148V149H43ZM212 148V147H211ZM210 148V149H211ZM221 148V147H220ZM220 148H219V150H220ZM132 149H134V150H132ZM170 149V148H169ZM213 149H215V148H213ZM234 149H235V151H234ZM39 150V149H38ZM52 150H54V149H52ZM71 150V149H70ZM186 150V149H185ZM184 150V151H185ZM229 150V149H228ZM213 151V150H212ZM36 152V151H35ZM40 152H42V150H40ZM44 152V151H43ZM211 152V151H210ZM218 152V151H217ZM253 152V151H252ZM45 153V154H46ZM66 153V152H65ZM68 153H70V152H68ZM75 153V152H74ZM187 153V152H186ZM228 153H229V151H228ZM254 153V152H253ZM70 154H72V153H70ZM76 154V153H75ZM210 154H214V151H213V153H210ZM225 154V153H224ZM69 155V154H68ZM111 155V154H110ZM131 155V154H130ZM44 156V155H43ZM73 156V155H72ZM187 156V155H186ZM39 157V156H38ZM47 157V156H46ZM71 157V156H70ZM250 157H251V155H250ZM50 158V159H51ZM67 158V157H66ZM161 158H163V159H165V162L164 161H162V163H159L160 161H158V160H160ZM184 158H186V157H184ZM219 158V157H218ZM68 159V158H67ZM215 159H217V158H215ZM214 159V160H215ZM221 159H223V158H221ZM220 159V160H221ZM59 160V161H58ZM74 160V159H73ZM133 160V159H132ZM220 160H216L217 162L218 161H220ZM72 161V160H71ZM183 161V160H182ZM213 161V160H212ZM165 164H164V163ZM181 162V163H180ZM223 162V161H222ZM112 163V162H111ZM184 163H185V161H184ZM213 163V162H212ZM221 163V162H220ZM247 163V164H246ZM60 164V165H59ZM214 164V163H213ZM221 165H222V163H221ZM221 165L219 166V169H221L220 167H221ZM225 165H223L224 166V168H225ZM115 166V165H114ZM113 166V167H114ZM182 166V167H181ZM217 167V166H216ZM50 168H51V166H50ZM55 168H56V170H55ZM227 168V167H226ZM62 169V170H61ZM114 169V168H113ZM117 169V168H116ZM217 169H218V167H217ZM121 170V169H120ZM223 170V169H222ZM189 171V170H188ZM187 171V172H188ZM205 171H206V169H205ZM66 172H68V170L66 171ZM80 172V171H79ZM208 172V171H207ZM75 173V172H74ZM203 173L204 172H202V175H203ZM260 173V172H259ZM189 174H191V173H189ZM187 175V174H186ZM186 175H184V176H186ZM260 175V174H259ZM26 177H27V179L29 180V182H28V180H27V182H28V187H32V185L34 184V183H36L37 182V178H36V175L32 172V171H30V172H28V175H25ZM24 176V177H25ZM78 176H79V174H78ZM235 176V177H234ZM120 177V176H119ZM187 177L188 176H186V179H187ZM74 178H76V179H78V181L77 180H75ZM115 178H117V177H115ZM151 178H153V179H151ZM184 179V180H183ZM20 180H22V179H20ZM183 181V182H180V181ZM250 180V181H249ZM24 181H26L25 180V178H24ZM193 181V180H192ZM93 182H95L96 184H93L92 185V183ZM191 182V181H190ZM25 184H26V182H25ZM252 184H254V183H251V185ZM149 185V186H148ZM184 185V186H183ZM237 185V184H236ZM235 185V186H236ZM239 185L237 186V187H239ZM251 185H250V187H251ZM26 186V185H25ZM34 186V185H33ZM111 186H113V188L111 187ZM155 186V187H154ZM241 186V185H240ZM158 188V189H154V188ZM167 187H169L171 190H172V192H174V193H172V194H169V191H168V189H167ZM230 187V186H229ZM247 187V186H246ZM250 187H249V189H250ZM254 187V186H253ZM256 187V186H255ZM110 188H111V191H110ZM210 188H211V190H210ZM232 188H234V185H233V187ZM240 188V187H239ZM14 189V188H13ZM17 189V188H16ZM15 189V190H16ZM28 189H30V191H32L33 189H31V188H28ZM96 189V188H95ZM165 189H167V190H165ZM184 189V190H183ZM186 189H188V187L186 188ZM217 190V192H218V194H216V192H214V190ZM221 189V188H220ZM243 189V188H242ZM246 189V188H245ZM158 190V191H157ZM189 190H191V189H189ZM189 190L187 191V192H189ZM212 191L213 190V192L211 193L210 191ZM117 191V190H116ZM167 193H166V192ZM234 191H235V188H234ZM240 191V190H239ZM245 191H247L248 192V190H245ZM7 192V191H6ZM103 192V191H102ZM139 192V191H138ZM182 192V193H181ZM186 192V191H185ZM190 192H192V191H190ZM247 192H245V193H247ZM18 192H14L13 190L11 191V194L8 196V198H12L13 200L14 199H16L17 197H18V194H17ZM105 193V192H104ZM171 193V192H170ZM209 193H211V194H209ZM242 193H243V191H242ZM244 193V194H245ZM221 194V193H220ZM239 194L240 193H238V196H239ZM251 194V193H250ZM109 195V194H108ZM107 195V196H108ZM184 195V194H183ZM185 195H186V193H185ZM188 195H190V193L189 194H187L186 196H188ZM241 196H242V194H240ZM257 195V194H256ZM120 197H121V195H119ZM192 196V195H191ZM218 196V197H217ZM240 196V197H241ZM244 196H248L249 197V195H244ZM244 196H243V198H244ZM253 196V195H252ZM259 196V195H258ZM57 197H59L58 199H56ZM117 197V196H116ZM183 197V196H182ZM172 200H171V199ZM184 198V197H183ZM186 198V197H185ZM190 198H192V197H190ZM200 198V199H201ZM242 198V197H241ZM240 198V199H241ZM251 198V197H250ZM109 199V198H108ZM158 200L161 204H162V206H164L165 204L167 205L166 206V208L165 209H163V207L161 206V204H160V206L162 207V212L160 211V209L158 210V211H160V214H162V213H164L163 211H166L167 209L169 210V212H168V214L167 213H165L166 215H164V216H160V215H158L159 214V212L157 211V209H155V206H154V200ZM180 199V198H179ZM178 199V200H179ZM188 199V198H187ZM204 199V200H203ZM247 198H245V200H246ZM21 200V199H20ZM102 200V199H101ZM155 200V201H156ZM178 200H176L177 202H178ZM251 200V199H250ZM255 200V199H254ZM7 201V200H6ZM17 201V200H16ZM23 201V200H22ZM39 201V200H38ZM56 201V202H55ZM98 201H100V200H98ZM136 201V202H135ZM175 201V202H176ZM189 201V200H188ZM222 201V200H221ZM248 201H249V198H248ZM14 201H12V203H13ZM159 202H157V203H159ZM232 202V201H231ZM245 202H247V201H244V203ZM10 202H8V204H9ZM15 203H17V202H15ZM21 202H18L17 204H20ZM185 203V202H184ZM220 203V202H219ZM222 203V202H221ZM221 203L219 204L220 205V207L223 205H221ZM224 203H225V201H224ZM7 204V203H6ZM5 204V202L3 201V200H1L0 199V225L1 224H3V222H2V217H1V213L3 212V210H4V208L5 207H7V205ZM164 204V205H163ZM178 204V203H177ZM190 204H194V203H190ZM249 204H250V208H251V206H255L256 204H260V202L258 203H255V202H251V201H249ZM12 205V204H11ZM20 205H23V204H20ZM19 205V206H20ZM52 205V206H53ZM67 205V206H68ZM76 205H78V204H76ZM103 205V204H102ZM156 205V204H155ZM174 205V204H173ZM262 205L263 204H260L259 206L262 208ZM62 206V205H61ZM64 206V205H63ZM72 206V207H73ZM96 206V207H95ZM100 206V205H99ZM159 206V205H158ZM177 206V205H176ZM223 206H225V205H223ZM229 206V205H228ZM245 206V205H244ZM246 206H247V204H246ZM51 207V206H50ZM75 207V206H74ZM105 207V206H104ZM116 207H118V206H116ZM118 207V208H119ZM165 207V206H164ZM175 207V206H174ZM180 207V206H179ZM192 207V208H193ZM216 207H219V206H216ZM28 208V207H27ZM106 208V207H105ZM117 208V209H118ZM222 208V207H221ZM225 208H226V206H225ZM260 208V209H261ZM74 209V208H73ZM107 209H108V207H107ZM106 209V211L108 212V210ZM176 209V208H175ZM28 210H29V208H28ZM167 210V211H168ZM189 210V209H188ZM187 210V211H188ZM247 210V209H246ZM9 211H10V217L12 216V215H14V207L13 208H9ZM105 211V212H106ZM111 211V210H110ZM118 211V210H117ZM120 211H119V213H120ZM223 211V210H222ZM225 211H227V210H225ZM261 211V210H260ZM116 212V211H115ZM183 212H184V210H183ZM219 212V211H218ZM250 212V211H249ZM134 213V212H133ZM182 213V212H181ZM180 212H179V214H181ZM188 213V212H187ZM227 213V212H226ZM229 213V212H228ZM103 214V213H102ZM105 214V213H104ZM106 214H109L108 216H107V218H111V217H109L110 215H111V213H106ZM178 214V213H177ZM215 214V213H214ZM101 215V214H100ZM113 215V214H112ZM116 215V214H115ZM136 215V214H135ZM138 215V214H137ZM163 215V214H162ZM184 215H185V213H184ZM106 216V215H105ZM140 216V215H139ZM143 216V217H142ZM160 216V217H159ZM177 216V218H175ZM199 216V217H200ZM100 217V216H99ZM102 217H103V215H102ZM183 218H184V216H182ZM50 218V217H49ZM83 218V217H82ZM86 218H87V216H86ZM138 218V217H137ZM158 218V220H157V223H156V219ZM173 218V219H172ZM140 218H138V220H139ZM176 219V220H175ZM182 219V218H181ZM83 220V219H82ZM142 220V219H141ZM140 220V221H141ZM143 220L141 221V222H143ZM184 220V219H183ZM194 220V219H193ZM214 220V219H213ZM178 221H179V219H178ZM177 221V222H178ZM180 221H182V220H180ZM179 221V223H181ZM184 221H186V220H184ZM89 222V221H88ZM91 222V223H92ZM189 222V221H188ZM83 223V222H82ZM127 223H128V221H127ZM135 223V222H134ZM138 223H139V221H138ZM144 223V222H143ZM144 223V224H145ZM167 223V224H166ZM89 224V223H88ZM96 224V223H95ZM159 226H158V225ZM172 224H174V223H172ZM171 224V225H172ZM182 224H184V222L182 221ZM155 225H153V227L155 226ZM168 225V226H167ZM170 225V226H171ZM180 225V224H179ZM141 226H143L142 225V223H141ZM146 226H143V227H145L146 228ZM177 226V225H176ZM175 226V227H176ZM183 226V225H182ZM132 227V226H131ZM152 227V229L154 230V228L156 229L157 227H154L153 228ZM165 227V228H166ZM174 227V228H175ZM178 228H176V229H178V230H180V228H181V225L180 226H177ZM129 228H130V226H129ZM161 228H158V229H161ZM165 228H164V230H165ZM149 230H151V229H149ZM164 230L163 229H161L160 230V234H159V236H157V237H161V238H159V240L161 239L162 240V236H160L161 234H164L166 231H167V229L165 230V232H164ZM140 231V230H139ZM152 231V230H151ZM142 232V231H141ZM161 232H163V233H161ZM168 232H169V235L167 234V236L169 237V236H172L173 235V232L171 231V230H168ZM151 233V232H150ZM152 233H153V231H152ZM146 234V233H145ZM176 234H179V233H176ZM68 235V234H67ZM136 235V234H135ZM147 235V234H146ZM1 236H2V230L0 229V238H1ZM144 236V235H143ZM176 236V235H175ZM181 236V235H180ZM242 238H243V236H241ZM69 238V237H68ZM163 238L165 239V234H164V236H163ZM176 238H180V237H175L174 238V240L177 242V244L178 245H180V240L179 239H176ZM238 238V237H237ZM253 239H254V237H252ZM158 239V238H157ZM236 239V238H235ZM234 239V240H235ZM166 240V239H165ZM170 240L172 241L173 239H169V241L167 240V242H170ZM158 241V240H157ZM253 240H251L250 238H248V241H246V243H244L243 244V242H242V240H241V238H238L237 240H235V241H232L231 240V243L233 242L234 244H233V246L235 245V248H233V249H235V250H238V249H240V251L242 252V253H244V256L246 255V257H248V256H250V249H251V246H250V242H252ZM255 241V240H254ZM161 242V241H160ZM163 243H166V241L164 242V240H163ZM158 244H160V243H158ZM184 245V244H183ZM231 245V244H230ZM226 249H228V248H226ZM186 250V249H185ZM212 250V249H211ZM181 251V250H180ZM188 251V250H187ZM231 250H229V252H228V250H227V252H226V254H227V256H225V257H229V256H231L232 255V253L230 252ZM198 253H199V251H198ZM234 253H235V251H234ZM233 253V254H234ZM136 254V253H135ZM236 254V253H235ZM197 255V254H196ZM235 257V256H234ZM233 257V258H234ZM262 257V256H261ZM159 258V257H158ZM193 258V257H192ZM198 258V257H197ZM230 258V257H229ZM141 259V258H140ZM227 259V258H226ZM245 259V258H244ZM193 260V259H192ZM220 260V263H223V264H232V262H231V258H230V261H229V259H228V261H226L224 258L221 260V258L219 259ZM248 260V259H247ZM152 261V260H151ZM175 262V264H192L191 263V259L189 258V260H187L186 262H182V261H174ZM215 262H216V260H215ZM149 263H151V262H149ZM133 264H134V262H133ZM154 264H158L157 262L156 263H154Z\"/></svg>","mask_w":264,"mask_h":264}]
</instances>
